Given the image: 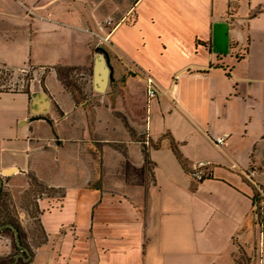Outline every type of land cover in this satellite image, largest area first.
<instances>
[{
  "label": "crops",
  "instance_id": "crops-1",
  "mask_svg": "<svg viewBox=\"0 0 264 264\" xmlns=\"http://www.w3.org/2000/svg\"><path fill=\"white\" fill-rule=\"evenodd\" d=\"M175 1L191 15L180 46L190 60L163 80L114 43L125 0H0V63L50 70L27 94L0 92L3 188L22 228L32 176L66 193L39 202L47 241L29 244L31 264H264V0ZM148 2L135 1L131 25ZM107 18L118 24L100 47L113 73L95 35ZM57 67L93 72L74 94ZM199 163L204 181L191 176ZM15 251L0 232V262Z\"/></svg>",
  "mask_w": 264,
  "mask_h": 264
},
{
  "label": "rangeland",
  "instance_id": "rangeland-1",
  "mask_svg": "<svg viewBox=\"0 0 264 264\" xmlns=\"http://www.w3.org/2000/svg\"><path fill=\"white\" fill-rule=\"evenodd\" d=\"M135 1L125 0L124 8L130 10L129 15L119 25L120 34L114 43L129 61L136 63L141 69H149L152 73L151 76L157 75L164 80L165 77H169L172 71H177L184 62L190 60L189 57H186L187 54L180 52L182 50L180 46L182 41L181 27L187 18H191L189 17L191 15H187L184 6L180 7L175 0H149L147 8L142 13L140 24L131 25L130 16L133 15ZM62 70L68 75L65 78L63 76V82L67 83V86L71 85L70 89L74 90L76 94L78 88H84L87 83L84 77L86 78L88 74L83 73V70ZM49 71V69L29 66L14 69L7 64L0 63V90H24L35 78H38V83L44 86ZM52 196H57L55 191L41 188L39 185H31L21 198L20 206L30 214L28 226L21 227L23 231L21 238L27 246L29 244L39 246L43 241L44 233L39 226L41 225L39 221L41 215L38 213L35 204L39 207L40 198ZM13 201L11 193L5 191L0 202V223L12 218L19 222L18 209ZM102 209L103 207L100 208V213ZM54 214L56 213L53 212L49 217L55 218ZM83 215L82 212L80 217L82 218ZM4 233L13 238L12 232H5L4 230ZM81 233L83 236L86 234L85 227H81ZM86 248L85 240L78 241V246L76 250H73V254L77 256Z\"/></svg>",
  "mask_w": 264,
  "mask_h": 264
},
{
  "label": "trees",
  "instance_id": "trees-1",
  "mask_svg": "<svg viewBox=\"0 0 264 264\" xmlns=\"http://www.w3.org/2000/svg\"><path fill=\"white\" fill-rule=\"evenodd\" d=\"M97 51H104V50H102V49H97ZM104 53V57H105V59H106V61H107V64H108V67L110 68V70H111V72L113 73V68H112V65H111V63H110V58H109V54H108V52L107 51H104L103 52ZM62 69H66V70H70V71H72V70H80V69H75V68H56V73H57V75H58V78L60 79V81H62V83L68 88V89H70L71 88V85H69V86H67V83H65V82H63V76H64V78L65 77H68V75H66L65 73H63V70ZM92 72H93V70H91V69H89V70H86V73L87 74H90L91 76H92ZM30 85L31 84H28V86L26 87V89H24V90H22V91H24L26 94L29 92V87H30ZM71 90V89H70ZM78 90V92L79 91H81V88L79 89H77ZM6 91H10L9 89L8 90H0V92H6ZM72 91V90H71ZM73 92H74V90H73ZM74 94H75V92H74ZM166 138H170V143H171V148H172V150H173V152H174V154L176 155V158H177V160L183 165V166H186V162H185V159L183 158V155L181 154V152H180V150H179V147H178V145H177V143L174 141V139L170 136V135H165L164 137H163V139H166ZM160 142L161 141H159L156 145H154V147L157 149V148H159V146H160ZM144 153H145V160H146V162L148 163L149 161H148V157L150 156V152H149V150L144 146ZM212 174V173H211ZM211 174H209L208 175V177L207 178H210L211 177ZM206 178V179H207ZM31 185H39V187H41V188H44V189H50V190H53V191H55V193L57 194V196L55 197V196H52V197H47V198H40L39 200H43V199H48V198H50V199H53V200H55V202H57L58 203V205H60L61 203H63V201H64V199H65V197H66V193H65V191L63 190V189H55V188H52V187H48V185H46L45 183H43L42 181H40L39 180V178H37L36 176H32L31 178H30V187H31ZM30 187H29V189H30ZM28 189V190H29ZM27 190V191H28ZM5 189L2 187V189L0 190V202L2 201V198H3V195H4V193H5ZM26 191V192H27ZM26 194V193H25ZM253 201H254V203H256V202H259V197H258V195H256L255 197H254V199H253ZM38 202V201H37ZM258 205H257V210H256V212L257 213H260L261 212V206H259V204H260V202L259 203H257ZM35 206L37 207L36 209H37V211H38V213H40V215H42V210L38 207V205L37 204H35ZM33 217H38V216H33ZM263 220L261 219L260 220V222H262ZM12 225V226H14V227H16L17 229H19V232H20V234H19V237H20V241H21V243L24 245V246H26V247H28L25 243H24V241L22 240V238H21V235L23 234V231H22V228H21V225H20V223L17 221V219L15 220V219H9V220H7V221H3L2 223H0V225ZM40 227H41V229H42V231H43V233H44V239H43V241L40 243V245H43V244H45L46 243V241H47V234H46V232L44 231V229H43V227H42V225H39ZM5 230V232H12L13 233V231H11V229H4ZM4 230H0V232H4ZM14 234V233H13ZM14 246H15V249H16V251L13 253V255L10 257V258H8V259H5V260H2L1 262H0V264H31L32 263V260H27L28 259V255H27V253H29L30 255H32V249L30 248V247H28L29 249H28V251L26 252V251H23V250H21V248H19L18 246H17V244H16V242L14 241ZM21 256L22 255V258H19V260H18V262H17V257L18 256Z\"/></svg>",
  "mask_w": 264,
  "mask_h": 264
},
{
  "label": "built area",
  "instance_id": "built-area-1",
  "mask_svg": "<svg viewBox=\"0 0 264 264\" xmlns=\"http://www.w3.org/2000/svg\"><path fill=\"white\" fill-rule=\"evenodd\" d=\"M118 27V24H115V22L112 19L107 18L105 21L99 23L97 25V33H95L97 38H100L98 41V44L100 46H110L111 45V39L112 34ZM109 29V30H108ZM103 32V33H102ZM147 82V93L150 97L154 98L159 96V88L157 87L156 82L152 77H148L146 79ZM224 142H226V137H220L216 139L215 143L216 145H223ZM211 174L209 165L204 163H199L197 166H195L193 173H191V176L196 181H204L208 175ZM264 194V193H263Z\"/></svg>",
  "mask_w": 264,
  "mask_h": 264
},
{
  "label": "water",
  "instance_id": "water-1",
  "mask_svg": "<svg viewBox=\"0 0 264 264\" xmlns=\"http://www.w3.org/2000/svg\"><path fill=\"white\" fill-rule=\"evenodd\" d=\"M16 172V169H8V170H3L2 171V175L6 176V177H10L13 173ZM4 185V181H3V178L0 177V190L2 189ZM11 229L12 231H14V237H15V240H16V243H17V246L20 247L21 249H25L24 246L22 245L21 241H20V237H19V229H17L16 227L12 226V225H0V230H3V229Z\"/></svg>",
  "mask_w": 264,
  "mask_h": 264
},
{
  "label": "flooded vegetation",
  "instance_id": "flooded-vegetation-1",
  "mask_svg": "<svg viewBox=\"0 0 264 264\" xmlns=\"http://www.w3.org/2000/svg\"><path fill=\"white\" fill-rule=\"evenodd\" d=\"M98 47H99L98 49H101V48H100V47H101L100 45H98ZM102 47H103V46H102ZM105 47H106V46H105ZM11 231H12V230H11ZM13 233H14V231H13ZM14 234H15V233H14ZM14 234H13V238H14V241L16 242L15 237H14ZM16 244H17V243H16ZM22 245H23V244H22ZM23 246H24V245H23ZM28 247H30V246H28ZM28 247L24 246L25 249H21V250L27 252L28 249H29ZM19 248H20V247H19ZM30 248H31V247H30ZM31 249H32V248H31ZM29 250H30V249H29ZM32 251H33V250H32ZM32 251H31V252H32ZM27 255H28V259H27V260H32L33 252H32V255H30L29 253H27ZM19 258H22V255H21V256L19 255V256L17 257V262H18Z\"/></svg>",
  "mask_w": 264,
  "mask_h": 264
}]
</instances>
